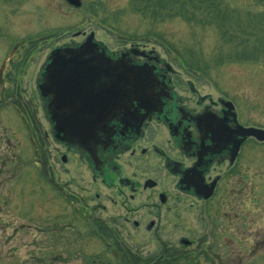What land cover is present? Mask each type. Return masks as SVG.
Listing matches in <instances>:
<instances>
[{"label": "flooded vegetation", "instance_id": "af4514ba", "mask_svg": "<svg viewBox=\"0 0 264 264\" xmlns=\"http://www.w3.org/2000/svg\"><path fill=\"white\" fill-rule=\"evenodd\" d=\"M91 33L79 30L75 36L85 37L82 42L56 46L44 58L35 78L39 104L26 97L23 85L39 46L29 47L33 40L24 41L0 57V119L6 109L15 127L22 122L34 167L44 172L66 201L76 203L84 218H92V233L97 238L100 233L107 236V248L118 264H226L224 255L218 256L211 246L217 234L224 233L222 217H227L228 206L238 201L236 188L244 182V175H252L246 159L249 152L254 159L260 142L240 134V127L253 125L243 123L233 101L200 94L194 82H185L167 58L144 43L110 50L94 36L110 59L131 70L117 90L113 76L99 78L96 61L100 58H89L88 67L93 70L85 74L81 96L73 107L80 118L69 124L87 119L85 123L98 130L91 141L80 145L58 141L51 98L42 97L40 85L53 69L52 51L77 48ZM71 67L74 65L60 66L61 74ZM116 91L121 93L118 98ZM42 119L50 133L41 128ZM16 134L13 130L12 137ZM49 136L64 151L60 152L64 164L76 161L90 171L91 187L95 188L92 205L88 196L59 182ZM0 140L6 146V150L0 148L1 190L9 179L4 175L11 173L14 178L18 174L15 165L20 155L8 135H0ZM3 151L10 155L7 159ZM76 187L83 193L89 189ZM99 210L105 216L94 214ZM195 223L203 229L197 237L191 236ZM204 241L209 242V249ZM262 248L255 241L251 250L255 253Z\"/></svg>", "mask_w": 264, "mask_h": 264}, {"label": "rangeland", "instance_id": "374dc122", "mask_svg": "<svg viewBox=\"0 0 264 264\" xmlns=\"http://www.w3.org/2000/svg\"><path fill=\"white\" fill-rule=\"evenodd\" d=\"M189 1L81 0L82 5L74 7L65 0H0V57L24 41L33 40L29 47L39 46L23 79L26 97L39 104L35 78L40 64L56 46L82 42L85 37L75 36L79 30L94 33L110 50L141 42L167 58L185 82H194L200 94L233 101L243 123L264 129V56L259 52L256 62H235L231 36L219 30V26L223 32L248 30L257 34L255 39H262L261 29L252 26L264 19V0H212L218 15L200 6L194 20ZM5 111L0 135L11 138L20 157L15 165L18 174L14 178L11 173L4 175L9 179L0 190V264H118L107 248V236L100 233L97 238L92 233V218H84L76 203L66 201L44 172L34 167L22 122L15 127ZM41 124L50 133L43 119ZM13 130L16 137H12ZM49 137L59 182H67L70 190L92 201L95 188L90 171L76 161L64 164L60 160L64 151ZM1 140L0 148L6 150ZM3 153L5 159L10 156ZM246 161L252 175H244V185L236 188L238 201L228 206L227 217H222L224 233H218L211 246L218 256L224 255L226 264H264V143H259L254 159L249 152ZM77 185L89 189L83 193ZM94 214L105 216L100 210ZM194 231L191 236L202 235V226L195 223ZM255 232H259L258 239ZM255 241L263 247L259 253H252Z\"/></svg>", "mask_w": 264, "mask_h": 264}, {"label": "water", "instance_id": "95a60500", "mask_svg": "<svg viewBox=\"0 0 264 264\" xmlns=\"http://www.w3.org/2000/svg\"><path fill=\"white\" fill-rule=\"evenodd\" d=\"M68 4L74 7H80L81 0H66ZM50 58L52 59L53 69L48 72V77H45L43 83L40 85L41 95L43 98L50 97V110L57 122L55 125L56 139L58 141H66L69 144L80 145L82 142L91 141L98 130V126H91L85 119L81 124H69L71 119H79L77 113L74 112L76 100L81 96L84 87V77L93 68L88 67L92 61L89 58H100L96 61L99 65V78L110 74L116 80V88H120L121 81H126L127 76L124 75L131 69L122 65L120 62L113 61L107 55L106 50L101 48L99 43L94 42V33H91L86 41L77 48H57L52 51ZM74 65L61 74L60 66ZM134 71V70H133ZM103 73H107L104 74ZM134 75L131 76V79ZM126 87L128 85L125 84ZM126 91V88H125ZM121 93L116 91L118 98ZM127 96V94H125ZM125 95L121 96L125 98ZM127 102H123L122 105ZM121 109L123 106L117 104ZM243 136H252L257 140L264 141V129L256 127H240Z\"/></svg>", "mask_w": 264, "mask_h": 264}, {"label": "trees", "instance_id": "16d2710c", "mask_svg": "<svg viewBox=\"0 0 264 264\" xmlns=\"http://www.w3.org/2000/svg\"><path fill=\"white\" fill-rule=\"evenodd\" d=\"M194 1L195 0L189 1V4L190 5L192 4V6H194V8L192 9V20L197 19L195 14L196 12H198V10H201L200 6H203L204 7L203 10H205V12L207 13L210 10V13H212V15L217 14V7H213L214 2H212V0H196L195 2ZM196 4H198V6ZM262 19L263 18H261L260 22L258 23L259 26L255 24L256 26L253 25L252 27L260 28L261 31L264 33V19L263 20ZM202 21L206 23L204 19ZM210 21L213 22L211 19ZM219 30L221 34L223 33L226 36L227 35L231 36V37L228 36L227 37L230 40H232V42L234 43V47L231 49V53L234 55L235 58H231V59H233L235 62H247V61L256 62L258 60V58L256 57L259 52L260 55L264 56V36L262 37V39L258 40L257 38L255 39V36L257 34H253L251 31L248 30L245 33L239 31H233L231 29H229V31L223 32L222 31L223 29H221L220 26H219ZM224 30H227V28ZM251 38H254L255 43H251ZM258 41H260V43ZM182 62L184 64V61Z\"/></svg>", "mask_w": 264, "mask_h": 264}]
</instances>
